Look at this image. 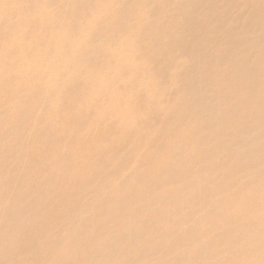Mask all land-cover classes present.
Listing matches in <instances>:
<instances>
[{"label": "bare ground", "instance_id": "bare-ground-1", "mask_svg": "<svg viewBox=\"0 0 264 264\" xmlns=\"http://www.w3.org/2000/svg\"><path fill=\"white\" fill-rule=\"evenodd\" d=\"M125 1L0 0V257L15 239L9 264H77L79 251L83 264H264V114L242 117L244 101L200 67L213 29H188L172 51L153 41L156 57L131 29L108 46L110 10L129 13ZM241 9L217 16L232 32L217 43L236 55ZM233 68L251 81L224 88L263 105L264 79L245 62ZM146 180L161 193L143 207L135 185Z\"/></svg>", "mask_w": 264, "mask_h": 264}, {"label": "rangeland", "instance_id": "rangeland-1", "mask_svg": "<svg viewBox=\"0 0 264 264\" xmlns=\"http://www.w3.org/2000/svg\"><path fill=\"white\" fill-rule=\"evenodd\" d=\"M157 0H126L125 6L132 8L129 13L121 16L120 15V5H115L110 12L112 13L113 18L110 16V19L114 21V27L116 28L112 32V42L108 43V46L111 45H118L121 40L122 42L126 39V37H130L131 35L134 36V40L140 39L141 44L143 45L144 52H151L155 57L158 51L157 47L151 46L153 41L161 42L162 46L165 47L166 51L177 50V48L182 44L181 36L183 35V39L186 40V36L188 34L187 30L193 27L196 28V32H202L204 30H212L213 32L208 35L210 36V44H213L214 47L212 49L206 50V62H203L200 67L207 68V76L208 78L214 77L215 81H219V91L220 94L226 93L229 96L233 95V98L237 99V103L240 101H244L242 104L244 106H240L239 109H235L238 114L242 117H245L244 113L247 112L249 109L253 111H259L261 115L264 114V104H260L255 106L250 101L248 97L246 98L247 94L250 93L249 90H245L244 94L240 92L236 94H232L228 89L224 88L225 82L229 79L231 83L233 80H240L241 85L245 83H249L251 80L244 77L242 74H236V71H233V67H237L238 65L243 64L245 62L248 68H251L253 71H256L259 76L264 79V0H219V2L215 5L210 6L209 4L205 5L204 7L198 2L193 4H188L184 0L181 2L177 1L176 4L169 3L165 1H158ZM238 2L240 4H244L246 9H241L242 18L237 21L236 28L237 36L235 37L236 41H239L243 45V51L238 53L230 52L231 47L225 45H221L217 43L216 39H220L228 33H232L230 30L225 32L222 30L223 28H217L218 23V15L225 10L226 8H231L236 5ZM210 6V7H209ZM208 7V8H205ZM248 10L253 11L254 14L252 17H245ZM255 20H258L259 23L255 24ZM250 21V22H248ZM216 27V28H215ZM131 29L132 34L127 35L129 30ZM243 36V39L241 37ZM130 38V41H134ZM209 44V41H208ZM207 41L203 43L202 48H206ZM141 50V51H142ZM224 50H228L224 51ZM250 50V51H249ZM249 51V53H248ZM119 52L110 53L112 57L117 56ZM181 54H177L176 60L181 58ZM106 58L101 57L100 61L103 63ZM145 65L149 68L147 69L146 74H151L153 72V68H155V63L153 58H148L145 62ZM159 65V63H158ZM183 66L177 67L174 72L181 69ZM219 72V74L215 75L214 73ZM137 76V72H133ZM130 77L123 79V83L125 85L131 84L129 81ZM149 78V77H148ZM170 80V79H169ZM157 84H163V74L160 72L153 80ZM219 95V94H216ZM211 97H214L213 94H210ZM170 102H174L178 99L169 97ZM121 106L123 104L121 103ZM169 107L178 108L177 105H173L170 103ZM215 110V108H213ZM263 113V114H262ZM203 124H210L211 121L206 119H202L199 121ZM208 122V123H207ZM228 124V122L226 123ZM251 125H254L251 123ZM252 133L243 136L242 138H251ZM254 145V144H252ZM155 159H152L149 165L150 169L155 164ZM230 166L237 165L236 162H227ZM220 173L226 174L227 171L220 170ZM159 183L161 186H166L164 176H157ZM29 179H23V186L28 185ZM31 184L34 181H29ZM149 183V180L144 182H139L135 185L136 188L145 189L141 193L140 196H137V205H141L143 207H147L150 204L151 198L154 196H159L161 193V188L157 187L154 182L152 181ZM156 187V189L153 188ZM174 187V186H173ZM136 205V206H137ZM155 207V206H154ZM132 206L128 208L131 211ZM88 215L91 216L93 211L89 209ZM94 215V214H93ZM122 226L128 225L127 222H121ZM4 225V220H0V226ZM39 227V226H38ZM125 231V230H124ZM26 233V232H25ZM8 233L5 232L4 228L0 227V239L6 240ZM3 240L2 242L4 243ZM16 240L14 239V243H6L7 250L4 256L0 257V264H9L10 260L8 259L9 255L15 254L19 248V246L14 247ZM86 243V242H84ZM70 247H67V250ZM81 251H79V255L77 256V264L85 263L82 261L83 259L80 257Z\"/></svg>", "mask_w": 264, "mask_h": 264}]
</instances>
